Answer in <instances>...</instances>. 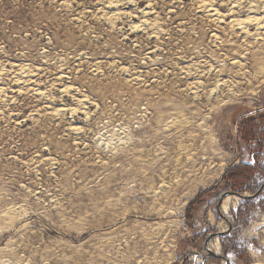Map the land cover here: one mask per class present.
Segmentation results:
<instances>
[{
	"label": "rangeland",
	"instance_id": "374dc122",
	"mask_svg": "<svg viewBox=\"0 0 264 264\" xmlns=\"http://www.w3.org/2000/svg\"><path fill=\"white\" fill-rule=\"evenodd\" d=\"M263 1L0 0V264H264Z\"/></svg>",
	"mask_w": 264,
	"mask_h": 264
},
{
	"label": "trees",
	"instance_id": "16d2710c",
	"mask_svg": "<svg viewBox=\"0 0 264 264\" xmlns=\"http://www.w3.org/2000/svg\"><path fill=\"white\" fill-rule=\"evenodd\" d=\"M257 118V119H256ZM260 121L259 125L256 124V121ZM259 127V135L264 138V115H258V117L250 116L247 119H245V122L243 121L241 126V133L242 137L245 141L248 143L256 142L255 147L253 146L251 148V163H239L238 165H235L230 170H226L224 175L228 176L227 180L230 184V188L233 189V192L238 194L240 197L245 199L246 197H243L241 195V191H243L245 188L243 185L245 181H247L254 171L259 167L258 157L260 155V149H261V142L258 135H256L255 129ZM225 177V176H224ZM260 190L257 191V193ZM249 199V198H248ZM221 236V235H220ZM209 255L212 258H221L219 255L214 254L213 252L209 251ZM224 259V257H223ZM228 264V262L226 263Z\"/></svg>",
	"mask_w": 264,
	"mask_h": 264
},
{
	"label": "bare ground",
	"instance_id": "6f19581e",
	"mask_svg": "<svg viewBox=\"0 0 264 264\" xmlns=\"http://www.w3.org/2000/svg\"><path fill=\"white\" fill-rule=\"evenodd\" d=\"M250 9H253V8H250ZM260 11H264V1L261 4V10ZM249 18H250V22L248 24H246V25L242 24L241 25L239 23L240 25L238 27H242V30H244L243 32H245L246 34H250V33L253 34V32H251L252 31L251 28L253 26L255 27V31L256 30L259 31L260 29H263V31L262 30L261 31H262V33H264V21H262L261 19L259 20L257 16H249ZM255 34H258V33H255ZM231 197L232 196L230 195V196H227V197L224 198V200L222 202V206H221V211L222 212L226 213L229 210L230 204H231ZM215 237H218V236H215ZM211 248L213 250H216V251L219 250V248H220L219 247V243L217 241H215L213 244H211ZM209 249H210V247H209Z\"/></svg>",
	"mask_w": 264,
	"mask_h": 264
},
{
	"label": "water",
	"instance_id": "95a60500",
	"mask_svg": "<svg viewBox=\"0 0 264 264\" xmlns=\"http://www.w3.org/2000/svg\"><path fill=\"white\" fill-rule=\"evenodd\" d=\"M260 190V189H259ZM223 199V198H222ZM222 201V200H221ZM221 206H222V204H221V202H219V205H218V207L221 209ZM221 235V233H213V234H210V236L208 237V238H210V237H213V238H215V236H220ZM209 250V249H208ZM210 251V250H209ZM211 252V251H210ZM225 261H226V263H227V260L225 259ZM225 263V264H226Z\"/></svg>",
	"mask_w": 264,
	"mask_h": 264
}]
</instances>
